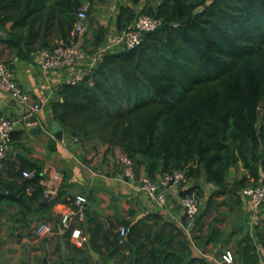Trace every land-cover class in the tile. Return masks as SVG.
I'll return each mask as SVG.
<instances>
[{
    "label": "trees",
    "instance_id": "trees-1",
    "mask_svg": "<svg viewBox=\"0 0 264 264\" xmlns=\"http://www.w3.org/2000/svg\"><path fill=\"white\" fill-rule=\"evenodd\" d=\"M86 1L91 7L107 0H0L3 43L16 58L29 60L36 49L51 48L69 36L77 8ZM125 1L129 4L117 8L116 30L139 14L161 18V25L144 32L133 48L102 54L80 80L61 85L58 95L63 101L52 102V117L78 138L122 148L134 163L135 177L143 172L155 180L164 172L184 169L187 179L197 180L204 171L207 182L219 186L214 193L219 194L228 185L229 169L239 161L248 177L236 186L264 183V120L259 121L264 101V0ZM106 33L103 27L96 30L92 44L98 47ZM23 170L32 171V176L23 177ZM10 176L19 182L5 189L19 195L26 212L36 209L33 204L57 201L45 196L36 164L21 160ZM4 184L0 180V187ZM192 191L200 195L194 184L181 193ZM148 218L111 222L84 210L82 233L92 249L101 253L104 245L116 264L199 261H184L191 253L184 241L178 250L168 244L183 234L179 228L163 235L164 224L152 231ZM119 226L127 229L122 241ZM199 229L197 220L189 229L192 240ZM73 250L88 264L87 245ZM240 255L244 264H257L246 237Z\"/></svg>",
    "mask_w": 264,
    "mask_h": 264
},
{
    "label": "crops",
    "instance_id": "crops-1",
    "mask_svg": "<svg viewBox=\"0 0 264 264\" xmlns=\"http://www.w3.org/2000/svg\"><path fill=\"white\" fill-rule=\"evenodd\" d=\"M120 4L127 5L129 2L107 0L94 4L96 10L91 13L85 32L79 37L89 56L98 55L96 52L104 46L108 35L116 31L115 15ZM143 4L144 1L136 9ZM100 27L105 28L107 33L95 47L92 41ZM0 34L3 36L0 39V56L12 69L15 82L28 93L30 104H40L36 123L31 128L15 130V150L0 167V180L5 181L0 191L12 194L5 189L6 184L19 182L10 176L12 167L17 169L21 160H27L40 168L43 189L57 192L55 203L49 206L33 204L36 209L29 213L22 209L17 194H12V199L0 200V264H86L83 257L74 252L73 246L76 245L71 237L72 230L83 232L85 224L76 215L70 220L68 228H63L60 223L62 212L77 194L87 197L86 211L108 221L134 222L149 215L147 223L152 225V231H160L162 224L165 227L163 235L176 232L173 227L179 228L183 234L174 237L168 244L177 250L181 248V241L189 245L191 253L184 261L190 258L199 260L192 264H226L222 259L226 252L233 257L231 264H244L240 254L241 241L245 237L254 247L257 264H264V204L254 211L241 196L242 187L235 184L248 175L239 161L229 169L228 175L231 176L227 175L228 185L222 193L214 194L220 188L207 182L204 171L197 180H189L188 185H197L200 192L196 196L198 212L193 220L182 213L178 192L174 189L168 190L166 204L158 206L138 189L143 172L133 180L121 175V159L127 157L122 148L109 146L96 138H78L52 117V102L63 101L58 95L61 85L69 83L77 73L94 68L99 58L93 60L90 57L80 60L73 67L45 71L35 66L31 59L16 58L3 43L5 31H0ZM29 111L28 106H18L0 90V117L18 118ZM52 121H56L62 130L61 140L54 137L50 125ZM160 178L161 175H157L155 180ZM29 193L30 190L27 191ZM155 215L158 217L153 219ZM197 220L201 229L195 233L198 237L192 240L189 229ZM41 223L48 224L50 232L36 238L33 229ZM85 245L90 255L88 264H116L115 259L107 257L104 245L100 247L101 253L90 247L88 239L83 246L76 247L84 248ZM200 260L203 263H199Z\"/></svg>",
    "mask_w": 264,
    "mask_h": 264
},
{
    "label": "built area",
    "instance_id": "built-area-1",
    "mask_svg": "<svg viewBox=\"0 0 264 264\" xmlns=\"http://www.w3.org/2000/svg\"><path fill=\"white\" fill-rule=\"evenodd\" d=\"M90 5L82 3L76 11V18L73 28L66 39L56 41L51 48H39L31 53V62L38 68L49 70H62L68 67H73L80 60L92 58L96 60L106 52L122 50L124 48H133L138 45L143 37L144 32L156 29L161 25L162 19L153 17L148 14H139L126 27L116 30L109 34L104 46L97 50L96 56H89V53L83 49L80 42L82 35L87 26L89 17ZM91 69V68H90ZM89 69V70H90ZM89 70L77 73L69 83L80 80ZM0 90L7 93L18 106H28L30 111L21 117H0V167L3 161L12 155L15 146L12 139V133L17 129L31 128L36 123V115L40 110V104L34 102L30 104L28 93L23 90L16 82L12 69L0 56ZM123 168L122 176L130 180L135 179V167L133 161L128 157L121 159ZM32 171L23 170L22 176L25 178L31 177ZM190 179H187L184 169H176L164 172L159 181L151 179L147 175L139 178L138 189L144 191L156 204L160 207L166 204V195L169 189H174L178 192V205L184 216L193 220L198 212L197 199L195 192L181 193L187 190ZM44 194L48 200L56 197V191L44 190ZM240 194L250 205L252 210L256 211L264 204V183L257 182L255 184H246L240 189ZM88 204V199L82 194L74 196L70 205L62 212L60 223L63 228L69 227V222L73 216L84 218L85 206ZM50 232V227L46 223L38 224L33 229V235L36 238H41ZM127 229L125 226H119L118 234L122 241L125 238ZM73 243L76 246H83L87 242V235L83 234L79 229L71 231ZM222 259L224 263L231 264L233 257L230 252H226Z\"/></svg>",
    "mask_w": 264,
    "mask_h": 264
},
{
    "label": "water",
    "instance_id": "water-1",
    "mask_svg": "<svg viewBox=\"0 0 264 264\" xmlns=\"http://www.w3.org/2000/svg\"><path fill=\"white\" fill-rule=\"evenodd\" d=\"M3 38L2 34H0V39ZM51 125V130L53 131L54 133V137L57 139V140H61L62 139V130L59 126V124L56 122V121H52L50 123ZM146 156L145 155H142V158H145ZM230 173V172H229ZM228 176H231V174H229ZM126 179V178H125ZM14 198V196L12 194H8V193H4V192H1L0 191V200L1 199H12ZM46 264V263H45Z\"/></svg>",
    "mask_w": 264,
    "mask_h": 264
},
{
    "label": "rangeland",
    "instance_id": "rangeland-1",
    "mask_svg": "<svg viewBox=\"0 0 264 264\" xmlns=\"http://www.w3.org/2000/svg\"><path fill=\"white\" fill-rule=\"evenodd\" d=\"M83 3H88L89 4V2H83ZM90 5V4H89ZM92 7V8H91ZM91 7H90V10H91V13L94 11V9L96 10V8H93V6L91 5ZM259 118H260V122L262 121V120H264V101L260 104V106H259Z\"/></svg>",
    "mask_w": 264,
    "mask_h": 264
}]
</instances>
